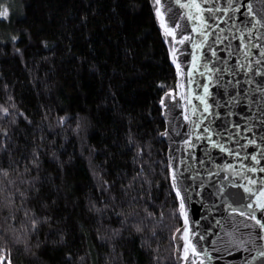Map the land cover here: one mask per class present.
<instances>
[{
	"label": "trees",
	"instance_id": "1",
	"mask_svg": "<svg viewBox=\"0 0 264 264\" xmlns=\"http://www.w3.org/2000/svg\"><path fill=\"white\" fill-rule=\"evenodd\" d=\"M8 1L0 264H176L159 104L175 70L150 0Z\"/></svg>",
	"mask_w": 264,
	"mask_h": 264
},
{
	"label": "water",
	"instance_id": "2",
	"mask_svg": "<svg viewBox=\"0 0 264 264\" xmlns=\"http://www.w3.org/2000/svg\"><path fill=\"white\" fill-rule=\"evenodd\" d=\"M192 3L161 0V18L150 0L175 70V86L167 91L175 99L163 94L168 107L160 105L169 178L172 185L175 170L185 198L181 213L176 197L182 223L173 236L175 263L264 264V229L251 219L264 222V209L257 207L264 189V0H195L199 13L184 6ZM193 16L203 17L206 24ZM166 29H175L176 39ZM181 35L191 40L179 44ZM201 96L211 106L208 112ZM185 232L200 256L189 250L185 259Z\"/></svg>",
	"mask_w": 264,
	"mask_h": 264
},
{
	"label": "snow or ice",
	"instance_id": "3",
	"mask_svg": "<svg viewBox=\"0 0 264 264\" xmlns=\"http://www.w3.org/2000/svg\"><path fill=\"white\" fill-rule=\"evenodd\" d=\"M154 4L157 6L156 7V13L157 15L161 16V18H163V12H161V9H160V5H161V0H154ZM185 7H191V8H195L197 13L200 12L201 10V6L198 4V3H195V0H193V3L191 5H184ZM8 15V12H7V9H5L3 12H0V16H3V17H6ZM193 19H200L201 20V24H206V20H204L203 17L201 16H193L191 17ZM176 28H179L180 26L177 24L175 26ZM194 31H200V29H193ZM166 32L168 35L172 36L173 39H176V32H175V29H166ZM202 35L204 36L205 39H207L208 37V33L206 31L202 32ZM191 40V37L188 36V35H181L179 40H177V43L179 44H184L185 41H190ZM192 47L193 48H199L201 47V45L199 44H192ZM172 53L175 54L176 52V49L173 47L171 49ZM215 54V53H213ZM197 58L196 57H193V64H192V67L195 69L196 68V64H195V60ZM175 62V60H174ZM176 68H177V72H181V69H180V65L177 64L176 65ZM189 76L192 75L191 72L188 73ZM162 87V86H161ZM204 91L205 93H208V87L207 86H204ZM164 97H167L169 100L171 99H175V97L173 95H171L169 92H165L164 93ZM199 99H201V101L204 102L205 104V107H204V111L205 112H208L209 109H210V105H208V103L206 101H204V97L201 96L199 97ZM159 104L162 106V107H168V105L166 104L165 102V99L164 98H161L159 100ZM3 111L5 113H7V109H3ZM163 114V113H162ZM185 119H188V117H185ZM162 135H167V133H162ZM212 143L216 146V147H222V145H219V144H215V141H212ZM249 143H255V141H249ZM225 151H228V149H224ZM238 155V153H237ZM252 159H256L255 156L252 157ZM257 163H259V161H257ZM253 172L256 171L255 168L252 169ZM171 180H172V188L174 189L175 191V195L176 197L179 198V201H180V212L181 213H184V209H185V203H184V196L181 195V190L179 187H177V176H176V173H175V170L172 171L171 173ZM252 183H256L255 181H252ZM247 191L251 192L252 189H246ZM261 198H264V189H261L260 190V193H259V197H258V201H257V207H259L260 209H264V200H262ZM250 207V206H249ZM236 209H233V211H235ZM240 215H245V213L241 212ZM251 219L253 220H256V223L257 225H259L260 228L264 229V222H261V220L257 219L256 216H252ZM185 224H187V217L185 215ZM33 223L35 224V221H33ZM137 231H140L139 228H137ZM177 231H180L179 229H177ZM183 239L185 241H187V243L185 245H183L184 247V253H185V259H187V256L189 254V250H191L192 253H195L196 256H200V253L196 251V247L194 244L191 243V240L189 239L188 235H187V232H185V235L183 236ZM261 255H264V253H261Z\"/></svg>",
	"mask_w": 264,
	"mask_h": 264
},
{
	"label": "rangeland",
	"instance_id": "4",
	"mask_svg": "<svg viewBox=\"0 0 264 264\" xmlns=\"http://www.w3.org/2000/svg\"><path fill=\"white\" fill-rule=\"evenodd\" d=\"M10 2H12V1H10ZM5 9H7V12L9 14V6H8V4L5 2V0H0V12H3Z\"/></svg>",
	"mask_w": 264,
	"mask_h": 264
}]
</instances>
